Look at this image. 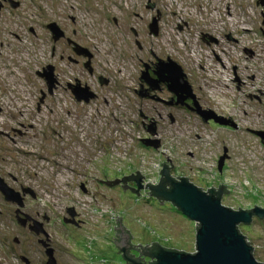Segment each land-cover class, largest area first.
Returning a JSON list of instances; mask_svg holds the SVG:
<instances>
[{
    "label": "rangeland",
    "instance_id": "rangeland-1",
    "mask_svg": "<svg viewBox=\"0 0 264 264\" xmlns=\"http://www.w3.org/2000/svg\"><path fill=\"white\" fill-rule=\"evenodd\" d=\"M228 2L230 14L226 8ZM81 3L84 4L83 0ZM241 3L244 6V1ZM250 5L251 1L248 2L247 10L241 12L238 0H160L162 13L158 23L159 33L155 35L150 32L149 24L153 16L146 11V29L142 31L140 28L137 36L127 29L129 25L126 29H122V26L118 29L112 17L105 20V14L94 15L90 11L93 22L98 20V25L86 33L82 30L83 42L96 45L94 51L97 52V62L106 69L107 74H115L118 79L124 73V78L137 75L138 58L142 54L135 38L138 37L143 43H152L157 53L162 51V56L167 54L179 62H188V77L202 86L201 92L205 99L220 111L232 115L241 126L264 129V95L259 90L261 87L264 89L262 15L259 9L255 11ZM40 6L41 10H45L43 4ZM127 12L128 8L124 7L122 14L113 12L112 15L110 12V16L117 15L118 21L128 20L127 23H131ZM87 17H90L89 14ZM16 32L20 38L14 37L13 32L0 31V39L23 40V43L17 44L27 46L24 53H14L13 59L10 57L7 60L6 53L1 54L6 57V61H0V98L2 104L7 106L18 100L12 108L18 107L21 100L32 108L38 95L24 94L25 85H29L27 81L21 79L16 82L13 79L22 78L24 72L30 70L35 79L32 82L40 83L35 71L46 60V48L41 47L40 43H31V40L42 41L36 36L40 31L33 34L16 27ZM204 36L206 39H203ZM209 36L218 41L211 40ZM245 49L253 51V56ZM214 50L227 64L225 82H221L218 76L223 69ZM235 65L243 81L240 89L238 83L232 80ZM252 75H255L254 79L250 78ZM98 90L97 99H94L95 96L90 98L89 103L80 105L81 117L77 122L66 116V175L65 184L59 193L65 205L75 210V220L82 224L80 227L72 224L64 227L59 218L55 219L53 239L58 264H141L128 261L118 249L115 229L120 226L119 221L130 231L131 243L134 245L140 243L150 246L156 241L165 248L195 253L197 222L186 217L171 202L152 195L149 187H145L148 182L158 184L163 168L161 162L167 161V157L174 165L169 167L172 178L187 177L205 192L212 186L219 188L221 183L226 185L228 191L221 200L223 205L234 210L240 206H264V144L256 135L244 129L213 127L196 114L177 111L184 121L176 122L172 130H167L169 132L163 138L160 149H152L139 141L142 137L158 139L156 134L152 135L147 130L155 122L147 119V126L143 124L142 113L150 111L140 112L139 107L143 105L123 85L118 91ZM247 91L259 95L260 100L248 98ZM65 97L71 103L72 97ZM61 104L65 105L66 102ZM245 108L247 114L243 112ZM223 148H227L228 158L225 159L226 167L224 164L220 170L219 160L225 153ZM76 160L79 166L74 164ZM104 170L107 172L106 177ZM137 170L144 176L139 195L129 189L124 190L121 185L108 186L98 180H114L132 173L136 175ZM79 172L82 173L81 180L88 185L85 189L78 183ZM57 193L58 190H55L53 195L57 196ZM48 198L52 203H57L55 197ZM52 206L55 213L61 216L63 207ZM68 208L65 216L71 218ZM6 223L10 224L9 228ZM0 227L2 232H9L16 225L7 220L5 224L0 222ZM239 230L256 248L253 253L255 258L264 262V221L245 227L241 225ZM10 234L13 236L17 233L13 230ZM10 244H13L12 237ZM25 244L15 246L17 254ZM29 258L36 264H44L41 263L44 254L38 248ZM0 264L26 262L18 255L10 254L9 247L0 241Z\"/></svg>",
    "mask_w": 264,
    "mask_h": 264
},
{
    "label": "flooded vegetation",
    "instance_id": "flooded-vegetation-1",
    "mask_svg": "<svg viewBox=\"0 0 264 264\" xmlns=\"http://www.w3.org/2000/svg\"><path fill=\"white\" fill-rule=\"evenodd\" d=\"M41 1L42 3H40ZM41 1L0 0V31L4 33L13 32L14 34H12L16 38L19 37L16 27H21L22 30L26 29L33 34L40 31V34H36V36H39L42 41L31 40V43H40L41 47L46 48L45 53H47L45 54L46 60L35 71L40 83L32 82L35 79L31 75L33 71L30 70H26L22 78L13 79L16 82L21 81V79L27 81L29 85L28 87L25 85L24 94L38 95L37 101L34 99L33 109L24 103L23 100H21V104L17 105L18 107L12 108V105H15L18 100H14L15 102H11V105L8 104L7 106L2 104L0 98V222L5 224L7 220H10L16 225V228L11 227L9 232H2L0 227V241L9 247L10 254L13 256L18 255L26 264H36L29 258V255L38 248L44 254L41 263L48 264L49 255L47 250L51 248L55 262L58 264L53 239L55 234L53 230L56 229L55 219L59 218L64 227L69 224L80 227L82 224H79L76 220L75 223L77 224L66 222L65 211H67L68 207L65 205V200L62 201V194L60 195L59 193L65 184L66 175L64 172L67 149L65 137L66 116H70L77 122L81 117L82 106L80 105L90 102L76 99L74 91L77 86H88L95 93L96 97L94 99L98 98V89L100 88H104L107 91H118L121 85L125 86L127 90L132 92V96L137 99L136 101L143 105L141 108V106L139 107L136 104L140 112H152V115H150V112H147V114L142 113L143 124L144 127L147 126V119L155 122L153 125L160 145L162 144V139L169 132L167 130H172L176 122L181 123L184 121L177 111L196 114L203 122L213 127H223L232 130L244 129L246 132L256 135L264 144V139L257 133H264V129L239 125L232 115L223 113L213 103L205 99L204 94L201 92L202 86L198 85L194 79L188 77L190 73L187 66L188 62H179L167 54L162 56L160 54L162 51L159 50L157 53L152 43H143L136 37V45L140 54H142L138 58L139 68L137 75L124 78V73L123 77L118 79L115 74H107L106 69L97 62L99 61L97 52L94 51V48H97L96 45L93 43L84 44L82 30L86 33L88 30H94L95 26L98 25V20L93 22L94 18L91 17L90 11L94 15L101 14L104 16L105 14V20H109L112 17L118 29H120V26H122V29H126V26L129 25L127 29L134 32L135 36H137L140 28L143 29L142 31L146 29V11L151 12L152 20L156 17L159 23L162 13L159 8L160 0H83L84 4L81 3V0ZM242 1L247 5L251 1L250 6L255 11L259 9L262 15L261 24L263 27L261 29L264 31V0H238L239 10L245 12L247 5L244 4L242 6ZM40 4L46 7L45 10H41ZM87 7L90 8L88 9L89 11ZM124 7L128 8L127 16L128 18L131 17V23H127L128 20L126 22L118 21L117 15L110 16V12L112 15L113 12L122 14ZM226 8L228 14H230L231 7L229 2ZM87 14L90 17H87ZM99 23L102 24L101 21ZM43 31L46 32V34L44 33L45 36ZM203 39H206L205 36ZM210 39L218 41L215 37ZM22 41L12 38L6 41L0 39V61H6V57L1 56L2 53H6L8 56L7 60L13 59V54L18 51L24 53L27 46L17 44L23 43ZM77 45L86 48L92 57L88 58L87 55L79 54L76 50ZM245 52L250 53L251 57L254 54L253 51H248L247 49H245ZM169 59L177 62L182 67L185 74L184 78L190 84L195 98L191 95L186 96L182 103H177L178 96L169 89L170 82L168 80H160L157 74L158 65L160 62H168ZM88 60H90L89 65L86 64ZM218 60L220 67H222L221 69H223V71L220 70L219 72L220 80L225 82L227 64L220 56H218ZM233 70L235 74L232 80L238 83V89H240L243 81L237 74L236 65ZM254 76L252 75L250 78L254 79ZM259 90L264 95V89L261 87ZM247 93H249L248 98L260 100V96L256 93L252 91H247ZM66 95L72 97L71 103H68ZM61 102L63 104L66 102V104L62 105ZM194 102H197L203 110H208L213 117L204 120L197 112V106ZM244 104L246 106V103ZM246 108L243 109L244 114H247ZM4 109H6V112ZM215 117L222 118L229 123L222 124ZM247 121L250 122L249 119ZM142 143L144 144L143 141ZM226 158H228V155ZM74 164L79 166L78 161L77 163L74 162ZM224 164V167H226V162ZM78 175V183L85 189V186L88 187V185L81 180L80 176L82 173L79 172ZM179 179L175 180L178 181ZM1 183L13 189L17 193L18 199L15 201L6 200L1 190ZM130 183L134 184L133 182ZM130 187L134 188L133 185H130ZM221 187L224 189L221 195L222 200L227 190L225 186L222 185ZM55 190H58L57 196L53 195ZM215 190H218V188H215ZM49 196H52L53 199L55 197L56 199L54 200L57 203H52L48 198ZM52 205L63 207L64 212L61 213L62 211H60L61 216H59V213H55ZM259 206L264 209L263 205L256 204L250 207L240 206L238 210L250 211ZM79 220L84 222L81 219ZM261 221H264V216L253 214L249 224L242 223L239 226H250ZM6 224H8L7 227L9 228L10 224ZM13 230L17 234L11 236L10 233ZM126 230L130 233L127 228ZM116 234H119V231ZM10 237H12V245L10 244ZM245 237L251 245L248 237L246 235ZM131 239L132 236L129 241L130 248L133 245ZM23 243L26 244L22 246L20 253L17 254L18 250L15 246H21ZM251 246L254 253L256 248L253 245ZM127 253L130 254V251L128 250ZM145 253L148 252L145 251ZM137 261H140V259Z\"/></svg>",
    "mask_w": 264,
    "mask_h": 264
},
{
    "label": "water",
    "instance_id": "water-1",
    "mask_svg": "<svg viewBox=\"0 0 264 264\" xmlns=\"http://www.w3.org/2000/svg\"><path fill=\"white\" fill-rule=\"evenodd\" d=\"M54 31L57 32L55 29ZM150 32L155 35L159 33L158 19L156 17L150 23ZM76 50L79 54L87 55L88 58L92 57L86 48L77 45ZM89 62L90 60L86 64L89 65ZM157 74L160 80H168L170 82L169 89L177 94V103H182L186 96L191 95L195 98L190 84L184 78L183 69L177 62L171 59L168 62H160ZM74 94L79 101L84 100L88 102L90 98L95 97V93L88 86H77ZM194 103L197 106V112L204 120L213 117L208 110H203L197 102ZM215 118L222 124L229 123L222 118ZM147 130L152 135L156 134L154 125H150ZM257 133L264 139L263 132ZM143 142L146 146L153 148L160 146L158 139L147 138L143 139ZM224 152L219 160L220 170L227 157V149ZM166 159L167 161L161 162L163 168L160 170L161 176L158 184L154 185L148 182L145 187H149L152 195L162 201L171 202L186 217L197 222V250L195 253H188L184 250L165 248L157 245L155 250L144 254L142 248L147 247V244L145 246H142L140 243L138 245L133 244L132 248H130V233L119 221L120 226L115 229V232L119 231V234H116L118 236L115 238V243L120 248V251L123 252L125 259L141 264H264V262H260L255 258L252 246L247 242L245 235L239 230L240 224H249L251 222L253 214L264 216V209L256 207L250 211L243 209L234 210L223 205L221 202V195L224 190L221 187L222 183L219 184L218 190H215L212 186L205 192L190 182L187 177H179L180 179L177 181L171 177L168 168L174 165L168 157ZM103 172L106 177L107 172L105 170ZM136 172V175L132 173L121 178H115L114 180L105 181L97 179L108 186L121 185L124 190L129 189L139 195V191L143 187V184H141L143 180L141 179L144 176L138 170ZM130 185H133L134 188L130 187ZM223 186L226 187V185ZM1 190L6 200L15 201L18 199L17 193L4 183H1ZM68 214L71 218H66V222L75 223V210L68 208ZM128 250L130 254L127 253ZM47 253L49 255L48 264H56L51 248L47 250ZM138 259L140 261H137Z\"/></svg>",
    "mask_w": 264,
    "mask_h": 264
},
{
    "label": "trees",
    "instance_id": "trees-1",
    "mask_svg": "<svg viewBox=\"0 0 264 264\" xmlns=\"http://www.w3.org/2000/svg\"><path fill=\"white\" fill-rule=\"evenodd\" d=\"M157 245H159V244L158 243H153L150 246H147V247L142 248L143 249V253L145 254V251L146 252H149V251L155 250Z\"/></svg>",
    "mask_w": 264,
    "mask_h": 264
},
{
    "label": "built area",
    "instance_id": "built-area-1",
    "mask_svg": "<svg viewBox=\"0 0 264 264\" xmlns=\"http://www.w3.org/2000/svg\"><path fill=\"white\" fill-rule=\"evenodd\" d=\"M209 37H211V36H209ZM220 57H221V56H220ZM218 62H219V60H218ZM218 71H219V70H218ZM218 71H217V72H218ZM218 76H220V75L218 74ZM145 138H147V137L139 138V141L142 143L143 139H145ZM162 146H163V139H162V144H161L158 148H153V147H152V149H156V150H158V149H160Z\"/></svg>",
    "mask_w": 264,
    "mask_h": 264
},
{
    "label": "bare ground",
    "instance_id": "bare-ground-1",
    "mask_svg": "<svg viewBox=\"0 0 264 264\" xmlns=\"http://www.w3.org/2000/svg\"><path fill=\"white\" fill-rule=\"evenodd\" d=\"M213 52L216 54V58L218 60V56H220V54L219 53L217 54V51H215V50Z\"/></svg>",
    "mask_w": 264,
    "mask_h": 264
}]
</instances>
